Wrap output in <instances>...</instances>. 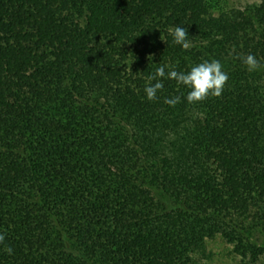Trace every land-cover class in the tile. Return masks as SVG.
<instances>
[{
  "label": "trees",
  "instance_id": "obj_1",
  "mask_svg": "<svg viewBox=\"0 0 264 264\" xmlns=\"http://www.w3.org/2000/svg\"><path fill=\"white\" fill-rule=\"evenodd\" d=\"M205 60L219 96L146 98ZM0 236V264H264V0H0Z\"/></svg>",
  "mask_w": 264,
  "mask_h": 264
},
{
  "label": "clouds",
  "instance_id": "obj_2",
  "mask_svg": "<svg viewBox=\"0 0 264 264\" xmlns=\"http://www.w3.org/2000/svg\"><path fill=\"white\" fill-rule=\"evenodd\" d=\"M170 35L173 38V43L180 45L183 49L189 48L190 45L186 39L188 33H186L183 27H175L173 30H170ZM242 62L247 66L249 71L256 70L259 67L257 59L251 54L242 58ZM167 67L166 65L157 67L155 72L148 77L149 83L144 88L148 100L156 98L157 91L164 87V79L175 80L177 85L182 84L190 89L185 97L188 103L202 101L209 94L219 96L228 79L227 74L222 71V66L217 60H205L192 66L187 72H177L174 68H169L166 71ZM179 99V97L165 99V103L174 106L179 102ZM2 239L3 237L0 236V240ZM8 252L11 254L10 248Z\"/></svg>",
  "mask_w": 264,
  "mask_h": 264
},
{
  "label": "rangeland",
  "instance_id": "obj_3",
  "mask_svg": "<svg viewBox=\"0 0 264 264\" xmlns=\"http://www.w3.org/2000/svg\"><path fill=\"white\" fill-rule=\"evenodd\" d=\"M229 7L243 8L249 4L259 3L261 0H226ZM208 250L213 254L211 264H239L231 259L230 247L221 239H216L208 244Z\"/></svg>",
  "mask_w": 264,
  "mask_h": 264
}]
</instances>
